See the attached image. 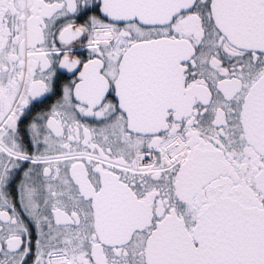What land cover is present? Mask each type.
I'll return each instance as SVG.
<instances>
[{
  "label": "snow or ice",
  "instance_id": "obj_1",
  "mask_svg": "<svg viewBox=\"0 0 264 264\" xmlns=\"http://www.w3.org/2000/svg\"><path fill=\"white\" fill-rule=\"evenodd\" d=\"M0 264H264V0H0Z\"/></svg>",
  "mask_w": 264,
  "mask_h": 264
}]
</instances>
